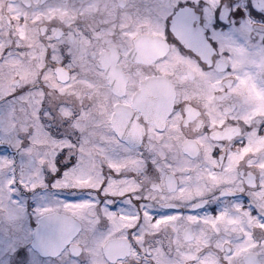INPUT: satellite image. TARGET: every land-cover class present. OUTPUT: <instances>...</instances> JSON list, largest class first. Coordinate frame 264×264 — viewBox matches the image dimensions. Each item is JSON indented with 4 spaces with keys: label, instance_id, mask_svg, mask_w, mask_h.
Masks as SVG:
<instances>
[{
    "label": "flooded vegetation",
    "instance_id": "obj_1",
    "mask_svg": "<svg viewBox=\"0 0 264 264\" xmlns=\"http://www.w3.org/2000/svg\"><path fill=\"white\" fill-rule=\"evenodd\" d=\"M152 4L153 0H0V99L13 85L30 90L25 101L8 108V115L0 111V134L13 139L30 134L34 144L36 123L37 130L52 139L48 146L38 145L41 155L36 156L34 147L32 155L14 154L17 173L31 156L39 169L67 147L63 137L71 136L80 143L78 151L92 161L90 170L76 178L75 187L98 188L101 164L111 162L128 177L109 184L106 191L113 195L139 190L148 206L157 208H183L196 198L211 201L220 195L232 209L231 201L244 200L254 174L264 183V136L245 127L264 116V57L253 58L252 49L240 39L241 59L225 61L240 71L213 78L195 59L165 44L162 22L157 24L150 12ZM260 28L264 25H246V30ZM251 36L255 41L256 33ZM31 98L38 103L36 116H28L19 131L20 117L31 111L26 106L21 113L14 106L29 104ZM144 160L149 161L147 172ZM5 169L0 162V179ZM242 217L243 213L223 212L217 226L243 231L247 225ZM122 219L127 226L135 222L130 216ZM156 227L158 237L141 239L145 244L162 239L173 258L187 248L196 253L206 243L200 235L206 226L187 219L166 217ZM105 257L115 264L138 259L119 235L96 243L92 262L99 258L105 264Z\"/></svg>",
    "mask_w": 264,
    "mask_h": 264
},
{
    "label": "snow or ice",
    "instance_id": "obj_2",
    "mask_svg": "<svg viewBox=\"0 0 264 264\" xmlns=\"http://www.w3.org/2000/svg\"><path fill=\"white\" fill-rule=\"evenodd\" d=\"M150 12L157 24L162 22L164 42L170 50L195 59L201 71L213 78L240 71L225 62L241 59L240 39L252 49L253 58L264 57V28L246 30L249 22L264 25V0H153ZM252 32L256 33L255 41ZM261 70L264 77V63ZM29 92L13 85L0 99V111H6ZM40 103L43 107L44 101ZM245 127L264 136V116L253 118ZM63 139L67 147L46 159L39 169L29 158L17 173L14 154L23 156L31 151L32 136L17 135L13 139L10 134H0V162L6 165L0 179V264H92L96 243L107 235L127 240L138 257L134 264H178L171 258V247L165 251L162 239L150 244L141 239L158 237L156 226L166 217L187 219L207 228L200 234L206 243L187 264H264V183L259 174H254L253 183L245 188L244 200L231 201L232 209L223 203L227 198L220 195L211 201L196 198L183 208L149 207L139 190L119 196L106 191L113 181L128 178L111 162L101 164L98 188L73 186L78 176L90 170L92 161L78 151V141L71 136ZM36 154L41 155L39 151ZM214 158H220L216 149ZM148 165L144 160L145 172ZM152 168L156 169L155 163ZM28 169L37 174L32 175ZM223 212L243 213L247 227L243 231L222 230L217 217ZM124 216L134 217L135 222L127 226ZM248 219L253 223L248 224ZM105 264L115 262L105 257Z\"/></svg>",
    "mask_w": 264,
    "mask_h": 264
},
{
    "label": "rangeland",
    "instance_id": "obj_3",
    "mask_svg": "<svg viewBox=\"0 0 264 264\" xmlns=\"http://www.w3.org/2000/svg\"><path fill=\"white\" fill-rule=\"evenodd\" d=\"M64 8H65V7H64ZM64 8H63V9H64ZM63 9H62V10H58V11H59V12H62ZM55 11L57 12V9H56ZM26 99H27V96H26V95H25L24 98L21 97V100H23V101H25ZM80 100H82V99H80ZM80 100H78V102H80ZM71 101H73V100H69V101H66V102L69 103V102H71ZM76 101H77V100H76ZM64 102H65V101H64ZM26 106L29 107V109H30L31 112H29V114H25V115L23 114V115L20 117V118H23V119L21 120L23 123H22V124H18V130H19V131L24 130V128H25V124H24V122H25L26 118L29 119L28 116L34 118V117L36 116V113H37L38 103H37V102H34L32 98H31V102H29V104H26V105H15L14 107H15L17 110L21 111V113H23V111H24V109L26 108ZM23 108H24V109H23ZM25 110H26V109H25ZM8 112H9V109H7L6 112H4V113L8 115ZM85 115H87L86 112H85ZM7 118H9V116H7ZM86 119H87V118H86ZM84 120H85V119H84ZM92 120H93V119H92ZM92 120H91V124H93V123H92ZM34 121H35V120H34ZM83 122H84V123H87L88 121L85 120V121H83ZM33 127L36 129V130H35V136H33V137H34V140H33V142H34L33 147H34L35 154H36L37 151H39V152L41 151V150H38V148H41V146H38V145H47V144H49V143L51 144V143H52V142H51L52 139L46 137L45 134L43 133V130H41V131H40V129L37 130V125H36V123H34ZM79 127H90V125L83 126L82 124H80ZM6 128H7V127H6ZM7 129H8V128H7ZM16 129H17V128H16ZM39 131H40V132H39ZM41 132H42V133H41ZM38 133H39V134H38ZM36 135H37V136H36ZM47 146H48V145H47ZM49 146H50V145H49ZM28 153L31 154L30 151H29ZM31 155H32V154H31ZM36 156H38V155L36 154ZM36 156H35V157H36ZM29 158H32V156H31V157H28L27 159H25V162H26V163H28ZM32 161H33V160H32ZM35 161H36V160H35ZM35 161H33L32 164H34ZM198 246H202V244H201V245L198 244ZM185 250H187L188 252H187V251H183V252L179 253V255H177V253H175L174 259L178 262V264H179L180 261H183L184 264H185L187 260L192 259V258L194 257V255L196 254V253H194V252H191L188 248L185 249ZM171 258H173V257H171ZM96 260H97V261L92 262V264H101V263H102L101 259L97 258Z\"/></svg>",
    "mask_w": 264,
    "mask_h": 264
}]
</instances>
